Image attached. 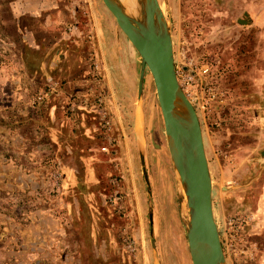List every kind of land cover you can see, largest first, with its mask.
<instances>
[{
    "label": "rangeland",
    "instance_id": "374dc122",
    "mask_svg": "<svg viewBox=\"0 0 264 264\" xmlns=\"http://www.w3.org/2000/svg\"><path fill=\"white\" fill-rule=\"evenodd\" d=\"M77 1L75 14L62 15L56 31L37 33L44 41L20 38L0 8L6 35L0 39V242L15 238L16 224L22 232L33 214L49 211L52 217L36 218L37 226L50 223L55 232L73 222L81 264H89L98 243L109 244L115 264H191L185 199L180 189L179 203L151 75L145 70L138 98L139 55L100 0V10L93 0ZM157 1L179 86L199 121L224 264H264V0ZM64 34L69 38L62 40ZM62 54L77 80L71 93L60 88ZM44 61L54 62L55 75L49 77ZM65 94L70 104L63 108ZM77 209L79 220L61 221V211ZM52 237L46 252L53 260L45 263L60 264V237ZM15 241L0 246V264H10L13 252L28 263V251Z\"/></svg>",
    "mask_w": 264,
    "mask_h": 264
},
{
    "label": "water",
    "instance_id": "95a60500",
    "mask_svg": "<svg viewBox=\"0 0 264 264\" xmlns=\"http://www.w3.org/2000/svg\"><path fill=\"white\" fill-rule=\"evenodd\" d=\"M140 57L138 98L148 70L161 112L166 143L179 188L187 203L183 221L191 264H224L212 213V184L197 114L179 86L169 28L157 0H136L138 14L129 16L119 0H100ZM143 175V151L139 149ZM151 217V213H150ZM151 221V218H150Z\"/></svg>",
    "mask_w": 264,
    "mask_h": 264
},
{
    "label": "crops",
    "instance_id": "0c3cea01",
    "mask_svg": "<svg viewBox=\"0 0 264 264\" xmlns=\"http://www.w3.org/2000/svg\"><path fill=\"white\" fill-rule=\"evenodd\" d=\"M76 2H78V5L80 6L79 1L77 0L76 1L74 0H10V1H7V3L0 2V8H4L8 10L10 18L12 19V23L14 24L15 28H17V34L19 35L20 38H22L23 40L27 38L29 41H33V40L35 41L37 39L38 41L40 39L39 36H37L38 32L43 33L45 35H51L54 31H56V29L60 25L58 21L60 20L62 15L65 16L66 19H68L69 11L75 14L74 10L76 11L77 9H73V8L75 6H78ZM72 4H75V6H73ZM91 4L95 5V7H98L100 10V7H99L100 5H99L98 0L96 1L93 0ZM81 8H82L81 10H84V7H81ZM87 11L88 9L86 8L84 12H87ZM101 12L104 18L108 20V17L105 15V13L102 10ZM23 18H29L33 20L36 24L35 27L31 28L28 25L24 26V23L22 21ZM64 25L65 26L61 27L62 30H64L68 24H64ZM4 37H6L5 33L3 32V35L0 33V39L5 41ZM68 38L69 37L66 34H64V36L62 37V40H66ZM40 40L44 41V39H40ZM58 42L59 40L57 41V43ZM71 45L67 46L65 44V46L67 47H70ZM35 48L38 49V46L35 45ZM59 59L61 63L60 64L61 68L59 69V72L61 74L60 76V86L61 87L60 88L61 90H63V93L70 92L72 88H76V84H77V80H73L72 77L69 76L70 75L69 72L74 71L70 69V66L73 67V65L68 64V59L64 54H62L61 57L59 56ZM40 63L41 64L43 63L42 64L43 67H47L49 65L48 61H44ZM53 64L54 62H51L48 67L49 72L47 73H49L48 74L50 75L49 77H51L53 74L55 75L56 73V71L52 70L54 66ZM38 73L39 72H36V75ZM18 74H20V71ZM50 79L52 78H48L47 76L45 80H50ZM14 80L15 81L13 83L15 84V86H18L19 85L18 83L20 82L18 76H16ZM47 85L50 88H52L51 83H48ZM67 95L66 94L63 95L64 99H62L61 101L62 107L64 105L70 104V99L67 97ZM62 118L65 121H67V124L70 123L71 119H67L66 117L64 118V114H62ZM63 119L60 118L61 121H63ZM134 122H135V127H136L135 129L136 139L138 140L137 143L140 145L141 138L138 135V128L140 126V117L137 111L135 113ZM67 132L69 134H72L70 130H67ZM69 134L67 136H70ZM80 213L81 212L78 209L73 210L71 212H64V213L63 211H61L60 213L62 215L61 221L66 220V222H68L67 221L68 218L70 219L76 218V220H79V218L81 217ZM40 217L43 218V221H44L45 219H50L52 215L51 213H49V211L47 212L44 211L42 213H39L38 215L33 214L30 218V222L26 226L27 228L23 230V231H26L25 233H22L23 231L21 232L19 224H16L15 225L16 227L13 226V230L15 228V230L17 231V233L15 234L12 233L13 238L15 237L14 239L16 241L20 240L18 241L20 243L19 246L28 251V253L26 254V258L28 262L27 264H46L45 262H48L51 259L53 260V258H51L50 256V252H46V249H49L50 251L53 250L51 242H55V241H49L50 238L51 239L53 238L52 237L53 234H58L60 237V240L57 241L59 242V244L56 243L58 245L57 248L61 252H63V255H64V256H61L62 258H60V261H61L60 264H69V260H71L72 263L74 262V263L81 264L83 257H81V254H78L77 252L83 248V244H81L80 241L78 243V238H79L78 234L80 233V229L78 227H75L73 222L70 221L69 225H67V223H65V225H62L60 223L59 230L54 232L53 228H51L50 225L49 226L45 225V224H50V223H44L43 225L37 226L36 224L37 222L35 221H36V218L38 219ZM23 234L26 235L25 236L26 240L23 238L24 237ZM2 237L5 238V236L1 235L0 239H2ZM14 239H12L11 242ZM11 242L3 243L2 241L0 242L1 243L0 246H8V247L11 246L12 247L13 244H16V243L11 244ZM94 247H95L94 245L90 247L91 258L89 259L90 260L89 264H97V262L99 263V261H101L103 264H115V260H113L114 254L113 255L108 254L107 252V249L110 248L109 244L105 245V243H98L97 247L96 248ZM3 249H4L3 247L0 248V251ZM103 249L106 250L107 253L102 252ZM122 249L123 248L121 246V250ZM37 252L42 253V255H40L39 257L37 255ZM7 259L8 261L9 260L11 261L10 264H20L19 253H14V252L12 254L7 253Z\"/></svg>",
    "mask_w": 264,
    "mask_h": 264
},
{
    "label": "bare ground",
    "instance_id": "6f19581e",
    "mask_svg": "<svg viewBox=\"0 0 264 264\" xmlns=\"http://www.w3.org/2000/svg\"><path fill=\"white\" fill-rule=\"evenodd\" d=\"M119 2L121 3V5L123 6V8L125 10H126V8H128V10L131 12L130 13L132 15L131 17H136L137 16V14H138V7L136 5L137 4L136 3V0H119ZM180 189H181V187H180ZM181 193L183 194V197L185 199V196H184V193H183V190L182 189H181ZM185 204H186V210H187L186 199H185Z\"/></svg>",
    "mask_w": 264,
    "mask_h": 264
},
{
    "label": "built area",
    "instance_id": "2783aa9c",
    "mask_svg": "<svg viewBox=\"0 0 264 264\" xmlns=\"http://www.w3.org/2000/svg\"><path fill=\"white\" fill-rule=\"evenodd\" d=\"M102 150H104V149H102ZM127 244V246L126 247H128L129 249H131L132 250V243H126Z\"/></svg>",
    "mask_w": 264,
    "mask_h": 264
}]
</instances>
